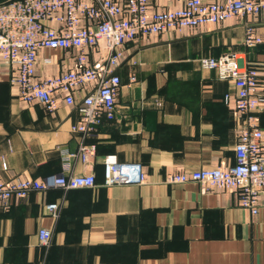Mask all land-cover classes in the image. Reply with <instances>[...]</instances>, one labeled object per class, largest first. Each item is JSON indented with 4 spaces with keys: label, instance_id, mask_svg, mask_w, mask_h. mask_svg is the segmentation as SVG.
<instances>
[{
    "label": "crops",
    "instance_id": "1",
    "mask_svg": "<svg viewBox=\"0 0 264 264\" xmlns=\"http://www.w3.org/2000/svg\"><path fill=\"white\" fill-rule=\"evenodd\" d=\"M149 1L172 8L183 0ZM247 27L261 38L253 46L242 42ZM70 52L39 49L50 61H41L37 76L73 66ZM122 52L115 117L90 134L71 131L76 109L61 98L52 110L20 100L0 62V180L45 179L62 171V149L75 153L80 144L95 145L90 160L75 157L68 170L93 174L94 186L34 190L13 198L8 209L0 207V264H264L263 195L251 213L238 206L232 189L167 182L173 173L234 163L241 116L232 81L199 59L236 53L256 67L264 94V8L257 15L138 37ZM92 87L75 91V102ZM256 115L264 135V107ZM107 154L141 164L144 182L103 185ZM52 202L56 215L44 209ZM40 228L50 231L46 245L39 243Z\"/></svg>",
    "mask_w": 264,
    "mask_h": 264
},
{
    "label": "built area",
    "instance_id": "2",
    "mask_svg": "<svg viewBox=\"0 0 264 264\" xmlns=\"http://www.w3.org/2000/svg\"><path fill=\"white\" fill-rule=\"evenodd\" d=\"M263 0H183L177 7L159 8L149 0H6L0 2V62L8 71L15 95L24 102H36L52 110L55 100L75 106L77 118L71 131L90 134L103 120L115 117V102L120 78L115 69L123 58L122 48L138 37L181 31L205 24L222 23L230 17L257 15ZM261 38L247 27L245 46ZM39 49L71 51L73 66H66L50 77L37 76L41 61ZM202 67L214 69L234 87L235 110L241 116L233 146L234 163L171 174L169 183L193 181L201 190L232 189L237 204L255 213L259 196H264V135L256 112L264 107L256 67L240 61L236 53H221L199 59ZM135 78L130 76L128 81ZM93 84L75 102L74 93ZM228 96L225 95V98ZM95 152L94 144H80L77 152L60 151L62 171L45 179L15 175L0 180V207L8 209L13 198L25 197L33 190L51 187L73 189L95 185L93 174L70 173V160L84 162ZM103 185L142 183L143 166L121 163L114 154L103 157ZM51 215L57 203H45ZM40 244H47L50 231L38 230Z\"/></svg>",
    "mask_w": 264,
    "mask_h": 264
},
{
    "label": "trees",
    "instance_id": "3",
    "mask_svg": "<svg viewBox=\"0 0 264 264\" xmlns=\"http://www.w3.org/2000/svg\"><path fill=\"white\" fill-rule=\"evenodd\" d=\"M249 65H251V66H253L252 64H249ZM99 127V126H98ZM97 127V128H98ZM51 188H60V189H63V188H61V187H51ZM48 189H50V188H48ZM48 189H46V190H48ZM34 191V190H33Z\"/></svg>",
    "mask_w": 264,
    "mask_h": 264
}]
</instances>
